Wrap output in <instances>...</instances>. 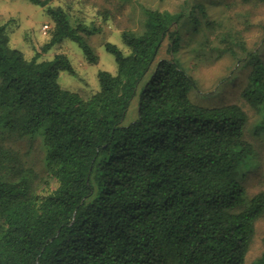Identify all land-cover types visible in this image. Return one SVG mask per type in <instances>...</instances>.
I'll use <instances>...</instances> for the list:
<instances>
[{
	"label": "trees",
	"instance_id": "16d2710c",
	"mask_svg": "<svg viewBox=\"0 0 264 264\" xmlns=\"http://www.w3.org/2000/svg\"><path fill=\"white\" fill-rule=\"evenodd\" d=\"M27 1L51 24L25 57L0 17V138L40 136L55 187L38 191L33 170L0 146V264H245L264 216V191L247 186L264 174V0H181L173 12L139 3L121 32L127 52L104 44L116 73L99 71L89 97L59 85L60 72L75 76L65 54L41 57L70 40L96 65L87 39L99 29L52 0ZM185 55L195 67L229 58L221 82L244 71L239 101L192 103Z\"/></svg>",
	"mask_w": 264,
	"mask_h": 264
},
{
	"label": "rangeland",
	"instance_id": "374dc122",
	"mask_svg": "<svg viewBox=\"0 0 264 264\" xmlns=\"http://www.w3.org/2000/svg\"><path fill=\"white\" fill-rule=\"evenodd\" d=\"M139 3L173 12L178 10L181 0H129L123 3L120 8H116L115 0H52L53 5L59 4L70 9L72 20H79L99 29V33L87 39L88 44L98 57L96 65L88 64L81 48L70 40L63 41L41 57L42 60H50L55 53H63L70 60L75 70V76H71L65 71L60 72L58 83L61 88L79 93L83 97H89L99 89V71L116 73L114 57L105 50L104 44L109 42L123 53L127 52V47L122 42L121 32L124 29L134 28V24L139 19ZM104 11L109 12L107 20H104L101 15ZM261 15L264 19V8ZM0 17L3 23L11 21V26L8 27L10 46L21 51L25 57H32L34 51L41 47L46 40L41 28L51 24V20L44 10L27 0H0ZM250 37L252 44L258 41L260 35L253 32ZM180 59L184 62L185 71L195 81V86L188 96L192 103L206 108H220L239 101V95L244 85V71H238L235 76L230 74L229 80L221 82V79L228 75L232 68V61L229 58H224L217 64L206 67H195L192 55L181 56ZM137 104L138 96L136 95L130 102L124 125L136 119ZM39 137L36 136L30 140L16 139L8 134H2L0 146L17 153L20 168L33 170L38 177L36 179L37 190L46 193L54 189L55 184L46 174L43 162L44 153L39 141L41 137ZM261 163L263 166L264 160ZM261 172H264V168ZM263 175L260 173L258 177L252 178L247 186L255 192L264 191ZM262 253H264V216L256 223L255 234L245 264H251Z\"/></svg>",
	"mask_w": 264,
	"mask_h": 264
},
{
	"label": "built area",
	"instance_id": "2783aa9c",
	"mask_svg": "<svg viewBox=\"0 0 264 264\" xmlns=\"http://www.w3.org/2000/svg\"><path fill=\"white\" fill-rule=\"evenodd\" d=\"M48 29V26L47 25H44L41 30H42V33L45 34L46 30Z\"/></svg>",
	"mask_w": 264,
	"mask_h": 264
}]
</instances>
